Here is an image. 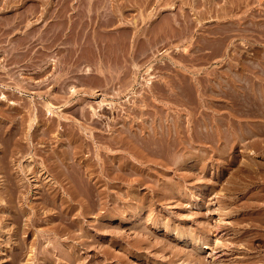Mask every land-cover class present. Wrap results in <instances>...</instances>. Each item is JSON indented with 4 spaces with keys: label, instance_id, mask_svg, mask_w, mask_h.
Returning <instances> with one entry per match:
<instances>
[{
    "label": "rangeland",
    "instance_id": "374dc122",
    "mask_svg": "<svg viewBox=\"0 0 264 264\" xmlns=\"http://www.w3.org/2000/svg\"><path fill=\"white\" fill-rule=\"evenodd\" d=\"M4 1L0 0V94L6 96L0 98L3 140L0 138V264H211L212 260L223 261L220 264H264V85H261L264 84V0H103L106 6L101 4L102 0ZM88 4L95 9L91 5V11L85 9ZM105 7L112 11L106 8V17L100 15ZM7 17L11 24L7 25ZM99 17L105 22L102 19L100 22ZM9 101L17 103L18 109L13 111ZM29 101L31 104L36 101L34 104L42 109L48 102L54 111L65 113L66 119L50 133L49 140H33L35 146L39 145L35 148L38 150L32 153L30 170L23 172L20 169L26 151L24 155H12L14 143L5 134L13 126L9 115L15 114L19 120L27 116ZM8 107L12 108L8 110ZM90 107L99 115L100 119L96 118L100 127L91 124ZM85 109L90 117L88 127L92 129L73 127V131L80 133L72 132L73 135L70 125L82 121ZM46 117L49 116L43 114L39 120L41 126L44 124L42 127L51 121ZM25 122L22 125L18 122V126L24 127L22 130L27 128ZM141 130L147 133L154 130L152 142L141 138ZM70 136L84 144L85 148L80 147L78 152L79 160L86 159L94 169V173L84 175L91 187L93 210L82 216L77 212L82 209L77 207L75 214H69L64 221L73 223L75 218L78 223H70V234L60 235L59 243L49 234L50 228L59 222L52 217L58 213V207L51 204L48 206L53 209L40 208L35 216L28 211L48 192L45 189L52 160L45 154L54 147L66 148ZM114 136L122 142L114 140ZM140 139L151 145L142 147L145 142L141 143ZM145 147L151 149L152 158L148 154L150 149ZM111 154L117 156L114 161ZM109 156L106 162L112 161V167L109 163L106 166L110 168L102 166ZM40 164H44V169L35 171ZM98 176L104 180L96 183ZM75 184L80 188L79 182ZM94 184H99V188ZM82 191L86 190L80 188L76 192L85 199L88 191ZM130 192L137 199L130 198L135 196ZM111 198L115 205L123 206L127 200L130 208L143 206L144 217L138 219V224L130 222V226L129 221L119 217L118 220L102 216L110 211ZM148 205L151 209L145 207ZM148 216L150 219L155 216L156 222L155 217L150 220ZM32 218L37 220L33 226ZM86 221L91 224L111 221L114 225L117 222L118 227L115 225L113 231L122 235L121 240L112 242L110 227L98 230ZM139 223L146 229H132ZM79 225L89 228V234L93 235L86 237ZM174 226L188 235L186 244L175 238L178 232L172 230ZM167 228H171L170 233ZM153 233L158 238L147 237ZM215 237L223 250L213 255L211 246ZM82 238L86 241L94 238L96 242L85 248L77 243ZM134 238L142 248L137 249L135 242L132 248ZM140 239L148 242L142 243ZM55 241L58 250L65 247L70 249V254L74 252L71 260L53 247Z\"/></svg>",
    "mask_w": 264,
    "mask_h": 264
},
{
    "label": "bare ground",
    "instance_id": "6f19581e",
    "mask_svg": "<svg viewBox=\"0 0 264 264\" xmlns=\"http://www.w3.org/2000/svg\"><path fill=\"white\" fill-rule=\"evenodd\" d=\"M7 1V0H6ZM6 1H4V2H6ZM83 1V0H82ZM7 2H10V1H7ZM40 2V1H39ZM38 2V3H39ZM41 2H43V1H41ZM45 2H48V1H45ZM103 0L101 1V4L102 5H105L106 6V3H104L103 4ZM81 3V2H80ZM83 3H84V1H83ZM89 3H91V2H89ZM4 4V3H3ZM42 4V3H41ZM65 4H66V2H65ZM67 4H68V2H67ZM66 4V5H67ZM87 4V3H86ZM5 5V4H4ZM51 5V4H50ZM78 5H79V3H78ZM89 5H91V4H88V6H86L85 5V9H87V10H90V7L92 6H90L89 7ZM94 5V4H93ZM71 6V5H70ZM69 6V7H70ZM83 6V4L81 5V7ZM95 6V5H94ZM97 6H99L100 7V5H97ZM4 7V6H3ZM7 7V6H6ZM37 7V6H36ZM35 7V8H36ZM39 7V6H38ZM49 7V6H48ZM66 7V6H65ZM64 7V8H65ZM78 7H80V6H78ZM99 7H97V8H99ZM102 7H104V6H101V8ZM92 9L94 8L93 6L91 7ZM101 8H99V9H101ZM106 8H108V7H105V8H103L102 9V11H101V13H100V15L102 14V15H104V11L105 10H107ZM110 8H111V6H110ZM30 10H31V7L29 8ZM34 9V8H33ZM83 9V8H82ZM95 9V8H94ZM112 9V8H111ZM114 9V8H113ZM84 10V9H83ZM108 10H109V8H108ZM33 11V10H32ZM35 11V10H34ZM91 11V10H90ZM109 11H111V10H109ZM45 12V11H44ZM108 12V11H107ZM112 12V11H111ZM33 13H35V12H33ZM41 13H42V11H41ZM46 13V12H45ZM48 13V12H47ZM88 13L89 12H87V15H88ZM105 13H106V11H105ZM98 14V16H100L99 15V13H97ZM24 15V14H23ZM43 15H44V13H43ZM72 15V14H71ZM86 15V14H85ZM86 15V16H87ZM117 15V14H116ZM19 16V15H18ZM21 17H22V15H20ZM68 16V15H67ZM105 17H106V15H104ZM44 17H45V15H44ZM90 17V16H89ZM101 17V16H100ZM99 17V18H100ZM104 17V18H105ZM5 19V18H4ZM7 20V25H8V23H10V22H8V17L6 18ZM15 19H16V17H15ZM24 18H22V20H23ZM72 19V18H71ZM101 19L102 18H100L99 20H100V22H101ZM106 19H108V18H106ZM19 20H21V18L19 19ZM18 20V21H19ZM21 20V21H22ZM67 20H69L68 19V17H67ZM103 21H104V19H102ZM13 21V20H12ZM18 21H17V23H18ZM70 21V20H69ZM72 21V20H71ZM73 22V21H72ZM99 22V21H98ZM105 22V21H104ZM12 23V22H11ZM10 23V24H11ZM15 23V22H14ZM16 24V23H15ZM88 24H89V22H88ZM17 25V24H16ZM71 26V25H70ZM51 59H52V57H51ZM17 81H20V80H16V82ZM20 83V82H19ZM15 84H18V83H14V85ZM261 85H264V84H261ZM261 85H259V87L261 86ZM17 86H19V85H17ZM20 86H23V84H20ZM258 86V85H257ZM16 87V86H15ZM73 87V86H72ZM19 88V87H18ZM26 88V87H25ZM25 88H22V89H25ZM71 88V87H70ZM261 88V87H260ZM263 88V87H262ZM71 89H74V88H71ZM256 89V88H255ZM263 90V89H262ZM69 91H70V89H69ZM261 91V90H260ZM264 91V90H263ZM71 92V91H70ZM73 92V91H72ZM263 93V92H262ZM24 95V94H23ZM63 95V94H62ZM15 96H17V95H15ZM4 97H6L4 94H0V98H3L4 99ZM21 97V96H20ZM264 97V96H263ZM7 100V99H6ZM24 100H25V98H24ZM27 101H28V99H27ZM8 102V101H7ZM30 102V101H29ZM34 102H36V101H34ZM34 102L31 104V102L30 103H28V105H29V109H28V105H27V110H28V112H29V114H27V116H22V114L20 115V116H22V117H20L19 115H18V117H20V120L19 119H17V116L15 115V114H10L9 115V117H11V119L12 120H10V121H12L13 122V126H11L10 127V130H9V134H7L6 132V134H5V137H7L6 135H8L9 137L11 136L12 137V139L10 138L9 140H13V142L12 143H14V147H12V149L13 150H11L10 151V153H12V155H18V154H22V153H24L25 151V153L24 154H26V159H25V163L24 162H22L21 163V171H23V172H28L29 170H30V167L32 166V158L31 157H33L32 156V153L34 152V150H38V149H35L36 148V146L38 147L39 145H34V143L35 142H33V140L34 139H37L38 140V142H39V140L41 141V142H44V141H46V140H49L48 138H52V136H51V134L50 133H52V132H54V130L55 129H58L60 126H62L61 124H62V122H64V120L66 119V116L64 115L65 113H62V111H59V112H56V111H54V107H52L53 105H51L50 103H48V102H46V103H44L43 105H44V109H42L41 108V106H37L36 104H34ZM264 102V99L262 100V103ZM3 103H4V101H3ZM9 103L11 104V106L13 107H8V110H9V108H12V109H14L13 111H15V109H18L17 108V103H15L14 101H9ZM27 103V102H26ZM40 103V102H39ZM23 104H24V102H23ZM23 104H21V105H23ZM31 104V105H30ZM42 104V103H41ZM67 104V103H66ZM69 104V103H68ZM257 104V103H256ZM14 105V106H13ZM16 105V106H15ZM21 105H20V107H21ZM42 105V106H43ZM73 105V104H72ZM66 106V105H65ZM25 107H26V104H25ZM24 107V108H25ZM67 107V106H66ZM67 108H69V107H67ZM91 108L92 107H90V110H91ZM66 109V108H65ZM70 109V108H69ZM94 110H95V108H93ZM21 110V109H20ZM60 110V109H59ZM64 110V109H63ZM83 110V109H82ZM93 110V111H94ZM22 111H25V110H22ZM86 109H85V112L83 111V114H82V121L80 122H77L76 123V125H75V123H73L72 125H70V126H72L71 127V130H70V132L72 133V132H77V131H73L74 130V128H78V129H83L82 127H85V129H92V128H90V127H88V126H90L89 124H90V117H89V115L86 113ZM92 111V110H91ZM92 111V113H91V115L93 116H91V118H92V122H91V124H94V125H97V126H99L100 124L98 123V119H100L99 118V115H97V114H95V112H93ZM21 112V111H20ZM88 112V111H87ZM90 112V111H89ZM5 113V112H4ZM7 113V112H6ZM19 113V112H18ZM23 113V112H22ZM26 113V112H25ZM81 113V112H80ZM43 114L46 116V115H48L49 117H48V119H50L51 121L48 123H45V119H44V123H45V127H42L44 124L43 123H41V124H43L42 126L39 124V120H40V118H41V120H42V116H43ZM12 115V116H11ZM24 115V114H23ZM26 115V114H25ZM42 115V116H41ZM232 115V114H231ZM41 116V117H40ZM98 116V119L96 118ZM229 116V115H228ZM214 117H216L217 118V116H214ZM214 117H212V118H214ZM8 118V117H7ZM44 118V117H43ZM168 118V117H167ZM220 118V117H219ZM227 118V117H226ZM229 118V117H228ZM237 118V117H236ZM5 119V118H4ZM8 119H10V118H8ZM7 119V120H8ZM47 119V117H46V120H48ZM218 119V118H217ZM230 119H231V117H230ZM71 120V119H70ZM89 120V121H88ZM216 120V119H215ZM229 120V119H228ZM25 121H27V124H26V122ZM262 121V120H261ZM6 122V121H5ZM9 122V121H8ZM11 122V123H12ZM18 122L22 125L24 122H25V124H24V126L26 125V129L25 130H22L23 128H21L20 126H18ZM260 122V121H259ZM72 122H70V124H71ZM7 124V123H6ZM10 124V123H9ZM65 124V123H64ZM99 124V125H98ZM0 125H2V124H0ZM4 125V124H3ZM5 126V125H4ZM93 126V125H92ZM5 127H8V126H5ZM74 127V128H73ZM93 127H95V126H93ZM100 127V126H99ZM143 127V126H142ZM150 127V126H149ZM155 127V126H154ZM62 128V127H61ZM144 128H146L145 126H144ZM148 128V127H147ZM32 129V130H31ZM68 129H70V127L69 128H67V129H65V130H67L68 131ZM106 129V128H105ZM139 129V128H138ZM150 129L152 130V128L150 127ZM3 130V129H2ZM8 129H6L5 131H7ZM63 130H64V128H63ZM119 130V129H118ZM126 130V129H125ZM131 130V129H130ZM155 130V129H154ZM154 130H153V132H149L148 131V133L145 131V130H141V138L143 139H145L146 141L147 140H149L150 142H152L151 140H152V138H153V135H155L156 133H154ZM167 130V129H166ZM253 130V129H252ZM252 130H251V132H252ZM24 131V132H23ZM59 132L61 131L62 132V130H58ZM66 131V132H67ZM90 131V130H89ZM121 131V130H120ZM136 131H138V130H136ZM164 131V130H163ZM60 132V133H61ZM66 132H64L63 131V133L65 134ZM88 132V131H87ZM124 132V131H123ZM122 132V133H123ZM166 132V131H165ZM1 133V132H0ZM2 133H3V131H2ZM90 133L92 134V135H94V131H90ZM89 133V134H90ZM102 133V132H101ZM124 133H126V131L124 132ZM130 133V132H129ZM138 133V132H137ZM253 133V132H252ZM66 134H68V133H66ZM65 134V135H66ZM73 134V133H72ZM77 134H78V132H77ZM80 134V133H79ZM78 134V135H79ZM100 134V133H99ZM117 134V133H116ZM132 134V133H131ZM136 134V133H135ZM140 134H138V136L140 137ZM158 134V133H157ZM163 135H164V133H162ZM161 134V135H162ZM167 134H169L168 132H167ZM254 134V133H253ZM18 135V136H17ZM57 135V134H56ZM70 134H68V136H69ZM74 135V134H73ZM73 135H71L72 136V138L74 137ZM103 135V134H102ZM118 135H120V134H118ZM129 135V134H128ZM159 135V134H158ZM4 136V135H3ZM55 135H54V133H53V137H54ZM62 136V135H61ZM68 136H66V137H68ZM71 136H70V139H68V141L69 142H67V140H65L67 143H65L67 146H66V148H62L61 147V149H58L57 147H54L53 149H48L49 151H47V154H45V155H47V158L48 159H51L52 161V165H51V174H49L50 176H49V180H48V184H47V189H45V187H44V189H45V191H48V192H45V193H47V194H43V197H42V200H41V202H39L38 204H35V205H31V203H30V211H28L32 216H35L36 214H38L39 213V209L41 208V210L42 209H47V210H49V208L50 209H53V208H51V207H58V213L56 212V214H54V216H53V214H52V217H53V219H57L59 222L56 224H54V226H52L51 228H50V231H49V234L51 235H53V236H51V238L53 239V241H54V239L56 240V241H58L59 243L60 242H62L61 240H62V238H61V236L62 235H64L65 233L66 234H70L69 233V231L71 232V230L69 229L70 228V223H71V221H69L70 223H68L67 221V223L64 221V220H68V218H69V214H71L77 207H80L81 209H82V211H77V212H81L80 214H82V216L84 215V216H86V213L88 214V213H90V210H93V199H92V193H91V190H90V188H89V186L88 185H90L89 184V182H88V184H87V178L84 176V175H87V176H89L90 175V173H94L93 172V170L94 169H92V165L90 164V162H88L86 159H82L81 161L79 160L80 159V155H78V152L80 151L79 149H81L82 148V146H83V148H85L84 147V144L82 143V142H78L77 140H75V139H72L71 138ZM75 136H77V135H75ZM87 136V135H86ZM110 136H111V134H110ZM126 136H127V134H126ZM131 136V135H130ZM129 136V137H130ZM132 136H133V134H132ZM134 136H136V135H134ZM133 136V137H134ZM2 136L0 135V138H1ZM56 137V136H55ZM57 137H59L58 135H57ZM115 137V136H114ZM117 137L118 136H116L115 138H114V140L116 139V140H119V139H117ZM132 137V138H133ZM138 137V138H139ZM163 137V136H162ZM77 138V137H76ZM88 138V137H87ZM93 138H95V137H93ZM119 138H121V137H119ZM128 138V137H127ZM161 138V137H160ZM169 138V137H168ZM7 139V138H6ZM54 139V138H53ZM59 139H61V138H57V140L59 141ZM67 139V138H66ZM78 139V138H77ZM81 139V138H80ZM122 139V138H121ZM134 139H136V138H134ZM134 139H132V140H134ZM1 140H2V138H1ZM8 140V141H9ZM51 140V139H50ZM82 140H83V138H82ZM94 140V139H93ZM123 140H124V137H123ZM127 140V139H126ZM136 140H138V139H136ZM163 140V139H162ZM3 141V140H2ZM54 141V140H53ZM80 141V140H79ZM85 141H86V139H85ZM120 141V140H119ZM140 141H141V143H143V142H145V141H143L142 142V140L140 139ZM149 141H148V143H149ZM156 141V140H155ZM159 141H160V139H159ZM242 141V140H241ZM112 142V141H111ZM114 142V141H113ZM118 142V141H117ZM116 142V143H117ZM120 142H122V140L120 141ZM134 142V141H133ZM6 143V142H5ZM4 142H3V144H5ZM90 143V142H89ZM140 143V144H141ZM147 142H145V144H143V146L142 147H144L146 144H148ZM41 144V143H40ZM63 144V143H62ZM123 144V143H122ZM134 144H135V142H134ZM138 144V143H137ZM113 145H115V144H113ZM117 145V144H116ZM125 145H127V144H125ZM142 145V144H141ZM150 145H151V143H150ZM150 145H146V146H150ZM13 146V145H12ZM88 146V145H87ZM110 146V145H109ZM138 146H139V144H138ZM156 146V145H155ZM154 146V147H155ZM160 146V145H159ZM165 146V145H164ZM262 146V145H261ZM3 147V146H2ZM52 147H53V145H52ZM51 147V148H52ZM60 147V146H59ZM81 147V148H80ZM91 147V146H90ZM106 147V146H105ZM111 147H113V146H111ZM110 147V148H111ZM122 147V146H121ZM123 147H125V146H123ZM141 147V146H140ZM139 147V148H140ZM100 148V147H99ZM120 148V147H119ZM132 148V147H131ZM146 148V147H145ZM144 148V149H145ZM152 148V147H151ZM167 148V147H166ZM262 148V147H261ZM4 149V148H3ZM106 149V148H105ZM109 149V148H108ZM125 149V148H124ZM147 149V148H146ZM145 149V150H146ZM150 148L148 147V149L147 150H149ZM153 149V148H152ZM155 149H157V148H154L153 149V151H156ZM10 150V149H9ZM99 149H97V151H98ZM101 150V149H100ZM128 150V149H127ZM141 150V148L139 149V151ZM158 150V149H157ZM163 150V149H162ZM162 150H160L161 152H162ZM166 150V149H165ZM168 150V149H167ZM170 150V149H169ZM7 151H8V149H7ZM103 151H106V150H103ZM164 151V150H163ZM138 152V151H137ZM136 152V153H137ZM140 152H142V151H140ZM145 152V151H144ZM146 152H149V151H146ZM152 151H151V149H150V152L148 153V154H150ZM159 152V151H158ZM2 153H3V151H2ZM1 153V154H2ZM9 153V152H8ZM36 153V152H35ZM106 153H109V152H105V154ZM133 153V152H132ZM167 153H169V152H167ZM5 154V153H4ZM24 154H22V155H24ZM42 154V153H41ZM98 154H100V152L98 153ZM135 154V153H134ZM142 154V153H141ZM146 154V153H145ZM154 154H156V153H154ZM6 155V154H5ZM112 155V154H111ZM140 155V154H139ZM142 155H144V154H142ZM151 155V154H150ZM159 155V154H158ZM2 156V155H1ZM7 156V155H6ZM79 156V157H78ZM112 156H114L113 158H111V156H109V158H107V159H105V161L103 160V164H104V162H105V165H103L102 164V166H106V163H109V162H106L107 160H109L110 158H111V160L112 161H114L113 159H116L115 157H117V156H115V154L114 155H112ZM152 156L153 155H151L150 156V158H152ZM156 156V155H155ZM3 157V156H2ZM10 157V156H9ZM42 157V156H41ZM136 157V156H135ZM139 157H141V156H139ZM12 158V157H11ZM3 159V158H2ZM13 159V158H12ZM17 159V158H16ZM41 159V158H40ZM140 159H142V158H140ZM139 159V160H140ZM6 160H7V157H6ZM8 160H9V158H8ZM11 160V159H10ZM15 160V159H14ZM36 160V159H35ZM180 160H182V159H180ZM112 161H110V165L109 166H111L112 167ZM130 161V160H129ZM149 161V160H148ZM153 161H155L154 159H153ZM157 161V160H156ZM7 162V161H6ZM5 162V163H6ZM10 163H11V161H9ZM44 162H45V160H44ZM50 161H48V163H49ZM139 162V161H138ZM3 163V162H2ZM4 163V164H5ZM117 163V162H116ZM121 163V162H120ZM129 162H127V164H128ZM143 163V162H142ZM150 163H152V162H150ZM174 163V162H173ZM176 163H177V161H176ZM183 163V162H182ZM3 164V165H4ZM7 164V163H6ZM44 164H46V163H44ZM44 164H40L39 166H38V170H35V171H42V169H44ZM117 164H119V163H117ZM123 164V163H122ZM121 164V166H123ZM127 164H125L124 163V165H125V167L126 168H128L126 165ZM1 165V164H0ZM49 165H50V163H49ZM116 165V164H115ZM130 165H132V164H130ZM134 165V164H133ZM141 165V164H140ZM155 165V164H154ZM5 166V165H4ZM7 166V165H6ZM9 166V165H8ZM101 166V165H100ZM108 166V165H107ZM106 166V167H107ZM108 166V167H109ZM118 165H116L115 167H117ZM135 166V165H134ZM149 166V165H148ZM2 167V166H1ZM105 167V171L104 172H107V168ZM114 167V166H113ZM114 167V168H115ZM124 167V168H125ZM130 167V166H129ZM137 167H139V166H137ZM94 168V167H93ZM101 168V167H100ZM102 168H104V167H102ZM110 168V167H109ZM118 168V167H117ZM119 168H120V170L121 169H123V167L121 168L120 167V165H119ZM118 168V169H119ZM150 168V167H149ZM36 169V168H35ZM46 169H49L48 167H46ZM116 169V168H115ZM131 169V168H130ZM134 169V168H133ZM141 169V168H140ZM151 169V168H150ZM263 169V168H262ZM261 169V170H262ZM3 170V169H2ZM7 170V169H6ZM100 170H104V169H100ZM128 170V169H127ZM137 170V169H136ZM146 170V169H145ZM149 170V169H148ZM5 171V170H4ZM34 171V170H33ZM53 171V172H52ZM92 171V172H91ZM116 171V170H115ZM115 171H114V173H115ZM123 171V170H122ZM139 171H141V170H139ZM8 172V171H7ZM47 172H49V170H47ZM55 172V173H54ZM98 172V171H97ZM111 172H112V169H111ZM129 172H130V170H129ZM131 172H133V170L131 171ZM120 173H122V172H120ZM124 173V172H123ZM127 173H128V171H127ZM126 173V174H127ZM137 173H138V171H137ZM149 173V172H148ZM148 173H146V174H148ZM5 174V173H4ZM107 174V173H106ZM141 174H142V172H141ZM145 174V173H144ZM150 174V173H149ZM7 175V174H6ZM97 175V174H96ZM114 174H112V176H113ZM117 174H115V176H116ZM120 175V174H119ZM129 175H131V173H129ZM137 175V174H136ZM151 175V174H150ZM84 176V177H83ZM106 176V175H105ZM104 176V177H105ZM102 177V176H101ZM117 177V176H116ZM118 178V177H117ZM125 178V177H124ZM124 178H123V180H124ZM90 179V178H89ZM107 179H109V178H107ZM114 179V178H113ZM126 179V178H125ZM131 179V178H130ZM134 179V178H133ZM104 179H100V177L98 176V178L96 179V183H98V182H102ZM116 180V179H115ZM140 180H141V178H140ZM161 180V179H160ZM165 180V179H164ZM130 181V180H129ZM77 182H79L80 183V188L81 189H83V190H86L85 192H87L88 191V193H87V196H86V198L84 199V198H82L81 196H80V198H82V199H80L79 197H78V193L76 192L78 189H80L79 187H76V186H79V185H77V184H75V183H77ZM104 183H105V181H104ZM130 183V182H129ZM165 183V182H164ZM170 183V182H169ZM169 183H168V185H169ZM106 184V183H105ZM166 184V183H165ZM32 185H34V184H32ZM95 185V184H94ZM97 185V184H96ZM95 185V186H96ZM124 185V184H123ZM98 186V188H99V184L97 185ZM96 186V187H97ZM120 186V185H119ZM126 186V185H125ZM137 186H138V184H137ZM173 186V185H172ZM93 187V186H92ZM109 187V186H108ZM131 187V186H130ZM129 187V188H130ZM163 187V186H162ZM7 188V187H6ZM153 188V187H152ZM171 188V187H170ZM9 189H11V188H9ZM14 189V188H13ZM44 189H42V190H44ZM104 189H106V188H104ZM132 189V188H131ZM130 189V190H131ZM161 189V188H160ZM168 189H169V187H168ZM12 190V189H11ZM15 190V189H14ZM41 190V191H42ZM90 190V191H89ZM95 190V189H94ZM98 190V189H97ZM255 190V189H254ZM106 191V190H105ZM132 191V190H131ZM154 191H156L155 189H154ZM171 191V190H170ZM252 191V190H251ZM250 191V192H251ZM83 192V191H82ZM85 192H83V193H85ZM127 192V191H126ZM134 192H135V190H134ZM149 192V191H148ZM152 192V191H151ZM159 192H161V191H159ZM163 192V191H162ZM165 192V191H164ZM167 192V191H166ZM261 192V191H260ZM258 193L259 195L261 194V193ZM263 192V191H262ZM32 193H34V192H32ZM98 194H100L101 192H97ZM124 193H125V191H124ZM137 193V192H136ZM145 193V192H144ZM150 193V192H149ZM158 193V192H157ZM172 193V192H171ZM253 193H255V192H253ZM42 194V193H41ZM95 194V193H94ZM129 193L127 192L126 193V197H127V195H128ZM130 194L132 195H135V196H131L130 198H134V197H136L137 195L136 194H134V193H131L130 192ZM148 194V193H147ZM164 195L165 196V194L164 193H161V195ZM169 194V193H168ZM172 194H174V192L172 193ZM256 194V193H255ZM101 195V194H100ZM103 195L104 196H107L108 197V195H107V193L105 192H103ZM158 195V194H157ZM156 195V196H157ZM167 195V194H166ZM171 195V194H170ZM175 195V194H174ZM184 195V194H183ZM254 195V194H253ZM262 195V194H261ZM103 196V197H104ZM139 196V195H138ZM141 196V195H140ZM156 196H155V198H156ZM159 196V195H158ZM252 196V195H251ZM258 196V195H257ZM39 197V196H38ZM94 197V196H93ZM99 197V196H98ZM142 197V196H141ZM147 197V196H146ZM172 197V196H171ZM259 197V196H258ZM262 197V196H261ZM1 198V197H0ZM31 198V197H30ZM36 198V197H35ZM100 198V197H99ZM120 198V197H119ZM143 198V197H142ZM161 198V197H160ZM165 198V197H164ZM163 198V199H164ZM166 198H168V197H166ZM165 198V199H166ZM170 198V197H169ZM101 199H105V198H101ZM116 199V198H115ZM128 199V198H127ZM134 199H137V198H134ZM141 199V198H140ZM144 199V198H143ZM153 199V198H152ZM157 199V198H156ZM155 199V200H156ZM254 199H256V198H254ZM121 200H122V198H121ZM128 200H130V199H128ZM133 200V199H132ZM151 200V199H150ZM150 200H148V201H150ZM0 201H1V199H0ZM101 201V200H100ZM106 201H107V199H106ZM109 201H111L112 202V205L111 204H109V205H111L112 207L110 208V211L109 212H105L104 213V215H102V216H106L108 219L109 218H113V217H119L120 219H122L123 221H129V224H130V222H133V223H137L138 224V222H139V218L140 217H142L141 216V211L143 210V208H141V207H143V206H141L140 205V207L136 210L135 209V207L133 208H130V205H128L127 204V200H126V203H125V205H123V206H119V205H115V203L113 202V200H112V198L109 200ZM108 201V202H109ZM125 201V200H124ZM152 201V200H151ZM105 202V201H104ZM122 202H123V200H122ZM138 202V201H137ZM143 202V201H142ZM144 202L146 203V200H144ZM35 203V202H34ZM106 203V202H105ZM119 203V202H118ZM133 203V202H132ZM150 202H148V204H149ZM152 203V205H153V202H151ZM28 204V203H27ZM52 204V206L50 207V206H48V205H51ZM107 204V203H106ZM105 204V205H106ZM108 204H107V206H108ZM121 204H124V203H121ZM140 204V203H139ZM143 204V203H142ZM145 205H147V204H145ZM197 205V204H196ZM29 206V205H28ZM136 206H137V204H136ZM10 207H11V205H10ZM105 206H103V208H104ZM145 207H148L149 208V205L148 206H145ZM145 207H144V209H145ZM8 208V207H7ZM106 208V207H105ZM262 208V207H261ZM78 209V208H77ZM80 209V210H81ZM149 209H151V207L149 208ZM148 209V211H151V210H149ZM26 210V209H25ZM28 210V209H27ZM46 210V211H47ZM147 210V209H146ZM44 211V210H43ZM54 211V210H53ZM106 211V210H105ZM145 211V210H144ZM259 211V210H258ZM16 212V211H15ZM19 212V211H18ZM21 212V211H20ZM24 212V211H23ZM28 212H27V214H28ZM45 212V211H44ZM76 212V213H77ZM92 212V211H91ZM147 212V211H146ZM260 212V211H259ZM262 212V211H261ZM41 213V212H40ZM153 213V212H152ZM19 214V213H18ZM24 214V213H23ZM42 214V213H41ZM73 214H75L74 212H73ZM145 214V213H144ZM151 214V213H150ZM154 214V213H153ZM256 214V213H255ZM262 214V213H261ZM260 214V215H261ZM31 215H30V217H28L29 219H31ZM78 215V214H77ZM99 215V214H98ZM146 215V214H145ZM168 215V214H167ZM263 215V214H262ZM17 216H19V215H17ZM51 216V215H50ZM156 216H157V214H156ZM169 216V215H168ZM79 217V216H78ZM144 217V216H143ZM142 217V218H143ZM155 217V216H154ZM154 217H152L151 219H153ZM157 217H159V215L157 216ZM162 216L160 215V218H161ZM163 217H164V215H163ZM162 217V218H163ZM27 218V219H28ZM99 218H101V216H99ZM146 218V217H145ZM148 218H149V216H148ZM166 218V217H165ZM163 219V220H165L166 221V219H167V223L169 222L168 221V218H166V219ZM171 218V217H170ZM16 219V218H15ZM19 219H20V217H19ZM18 219V220H19ZM79 219V218H78ZM118 219V218H117ZM150 219V218H149ZM150 219V220H151ZM156 219V217L154 218V220ZM14 220V219H13ZM12 220V221H13ZM18 220H15V222L16 221H18ZM80 221H81V219H79ZM97 220H98V218H97ZM119 220V219H118ZM162 220V219H161ZM162 220V221H163ZM170 220V219H169ZM35 221H37V220H34V218H32V221H31V223H30V225H32L33 223H35ZM79 221V222H80ZM113 221V220H112ZM136 221V222H135ZM138 221V222H137ZM144 221H145V219H144ZM144 221L142 222V220H140V222L141 223H144ZM158 221V220H157ZM14 222V221H13ZM74 222L75 223H78V221L74 218V220H73V223H71V224H74ZM87 222V221H86ZM85 222V223H86ZM90 222V221H89ZM89 222H87L88 224V226L90 225V226H93L95 229H100V228H102L103 227V230H105L104 229V227L106 228V227H110L109 229V231H111L110 232V236H112V242H116V241H119V240H121V236L122 235H119V234H117V232H115V231H113V229L115 230L116 229V226L118 227V225H116V223L117 222H115V225L113 224L114 222H109V221H104V222H102V224H100L101 223V221H100V223H95V224H91V223H89ZM146 222V221H145ZM155 222H156V220H155ZM173 222V221H172ZM54 223V222H53ZM52 223V224H53ZM81 223H83V222H80V224ZM124 223V222H123ZM152 223V222H151ZM160 223V222H159ZM162 223V222H161ZM160 223V224H161ZM171 223V222H170ZM132 224V223H131ZM130 224V226H132ZM140 224V223H139ZM154 224V223H153ZM163 224H164V222H163ZM166 224V223H165ZM29 225V226H30ZM120 225H122V223H120ZM134 225V224H133ZM144 225V224H143ZM149 225H151V224H149ZM33 226V225H32ZM79 226H81L80 227V229H81V231L83 230V234L87 237L88 236V234H89V228H86L85 226L83 227V225H79ZM158 227H161V226H159V225H157ZM163 226V225H162ZM139 227V228H138ZM140 227H142V225L140 224L139 226L138 225H136V226H133L132 227V229H140ZM151 227V226H150ZM149 227V228H150ZM155 227V226H154ZM167 227V225H165L163 228L165 229ZM169 227H171L170 225H169ZM176 226H174V228H172V230L174 229V230H176V228H175ZM24 228V227H23ZM145 227H142L141 228V230H143ZM148 228V229H149ZM151 228H153V226L151 227ZM156 228V227H155ZM79 229V230H80ZM146 229V228H145ZM157 229V228H156ZM155 229V230H156ZM167 229H169V228H167ZM171 229V228H170ZM170 229H169V233H170ZM179 229V228H178ZM16 230V229H15ZM31 230H32V228H31ZM151 230V229H150ZM150 230H147L148 231V233H149V231ZM163 230V229H162ZM33 231V230H32ZM134 231V230H133ZM147 231H145V234H146V232ZM168 231V230H167ZM166 230H165V232H167ZM177 232V234H174V235H176V237L173 235V238L175 237V238H179L182 242H183V244H184V242H185V244L187 243L186 242V239H188V235H183L182 233H180L178 230H176ZM180 231H181V229H180ZM136 233L138 232V231H135ZM144 232V231H143ZM151 232H153V231H151ZM150 232V233H151ZM184 232H186V233H184V234H188L187 233V231L186 230H184ZM190 232V231H189ZM138 233H140V232H138ZM164 233V232H163ZM174 233H175V231H174ZM81 234V233H80ZM164 234H166V233H164ZM173 234V233H172ZM190 234V233H189ZM61 235V236H60ZM82 235V234H81ZM83 235V236H84ZM90 235H93V233L91 234H89V237H90ZM148 235V234H147ZM156 236V235H154V233L153 234H151V235H148L147 237H150V236ZM191 235V234H190ZM60 236V237H59ZM83 236H81V237H83ZM152 236V237H153ZM164 236V235H163ZM168 236V235H167ZM77 237V236H76ZM92 237V236H91ZM139 237V234H138V236H136L135 238H138ZM140 237H144L143 236V234H142V236H141V234H140ZM162 237V236H161ZM165 237V236H164ZM190 237V236H189ZM61 238V240H58V239H60ZM133 239L134 241H132L133 242V244H130L131 246H132V248H133V245H134V242H135V245H136V239ZM156 238H158V235L156 236ZM85 239V238H84ZM83 238L79 241V242H77L79 245H82L83 247H85V248H87L89 245H91V243H93V242H96V240H94V238H92L93 240L92 241H86V239L84 240ZM124 239V238H123ZM143 239H146L145 237L143 238ZM162 239V238H161ZM178 239V240H179ZM219 239V238H218ZM216 237L212 240L213 242V244H212V246H211V250H214L215 252H213V255H215L216 253H218V252H220V251H222L223 250V248L221 249V244L219 243L220 241L218 240ZM72 240V239H71ZM141 240V239H140ZM156 240V239H155ZM158 240V239H157ZM156 240V241H157ZM165 240V239H164ZM164 240H162V241H164ZM177 240V239H176ZM191 240V239H190ZM199 240V242H201V240H200V238L198 239ZM203 240V239H202ZM56 241L54 242V243H52V244H54L55 246H58V245H56V244H58V242L56 243ZM65 241V240H64ZM142 241V243L143 242H145V241H143V240H141ZM170 241V240H169ZM188 241V240H187ZM111 242V241H110ZM138 242H140V241H138ZM137 242V243H138ZM146 242H148V240L146 241ZM145 242V243H146ZM189 242V241H188ZM199 242H193L195 245H200L201 243H199ZM56 243V244H55ZM121 243V242H120ZM130 243V242H129ZM144 243V244H145ZM171 243V242H170ZM204 243V242H203ZM65 244V243H64ZM67 244V246L69 247V245H68V243H66ZM72 244V243H71ZM165 244V243H164ZM177 244V243H176ZM61 245H62V243H61ZM134 245V246H135ZM171 245V244H170ZM175 245V244H174ZM178 245V244H177ZM195 245H194V247H195ZM203 245V244H202ZM55 246H53L54 248H56V250H58V248H59V246L58 247H55ZM72 246H74V245H72ZM109 246V245H108ZM121 246H123V245H121ZM127 246V245H126ZM125 246V247H126ZM141 246V243H139V244H137L136 245V247H137V249H140V248H142V246ZM144 246V245H143ZM193 246V245H192ZM61 247H63V245L61 246ZM60 247V248H61ZM75 247V246H74ZM92 247V246H91ZM96 247V246H95ZM124 247V246H123ZM135 247V248H136ZM145 247H146V245H145ZM165 247V246H164ZM198 247V246H197ZM196 247V248H197ZM207 247V246H206ZM226 247V246H225ZM64 248V249H63ZM62 248V250L61 249H59L58 251H60L61 253H63V254H65V257H66V259H68V260H71V258H72V254L74 253H72V254H70V249L68 250V249H65V247H63ZM67 248V247H66ZM105 248V247H104ZM130 248V247H129ZM195 248V249H196ZM202 249V247H198L197 249ZM209 248V247H208ZM48 249V248H47ZM77 249H78V247H77ZM95 249V248H94ZM106 249V248H105ZM127 249V248H126ZM210 249V248H209ZM46 250V249H45ZM71 250H73L72 248H71ZM102 250V249H101ZM108 250V249H107ZM129 250H131V249H129ZM128 250V251H129ZM104 251V250H103ZM43 252H45V254H46V252H47V250L46 251H43ZM72 252V251H71ZM104 252H107V251H104ZM103 252V253H104ZM58 253V252H57ZM76 254V253H75ZM105 254V253H104ZM74 255V254H73ZM106 255V254H105ZM111 255V254H110ZM43 256H44V253H43ZM64 256V255H63ZM107 256V255H106ZM45 257V256H44ZM215 257V256H214ZM213 257V258H214ZM103 258H105V257H103ZM200 261V260H199ZM223 262V261H222ZM222 262H220V263H222ZM227 262V261H226ZM68 263V262H67ZM204 263V262H203ZM203 263H201V264H203ZM220 263H218V260L217 261H214V260H212V262H211V264H220ZM230 264V263H229Z\"/></svg>",
    "mask_w": 264,
    "mask_h": 264
}]
</instances>
